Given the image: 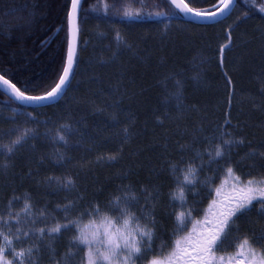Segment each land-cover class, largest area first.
Wrapping results in <instances>:
<instances>
[{"label": "trees", "instance_id": "trees-1", "mask_svg": "<svg viewBox=\"0 0 264 264\" xmlns=\"http://www.w3.org/2000/svg\"><path fill=\"white\" fill-rule=\"evenodd\" d=\"M185 2L209 12L218 4ZM262 6L264 0H237L226 20L204 25L172 16L169 0H83L78 64L67 95L55 105L27 108L0 91V212L15 194L14 212L28 204L44 214L49 226L54 220L65 223L67 204H76L70 209L78 216L82 205L103 206L130 189L138 205L167 229L166 240L172 227L169 162L179 160L182 145L185 159L194 156V149L203 151L202 136L224 124L230 90L225 73L236 89L232 127L225 128L244 140L233 147L231 158L241 171H256L264 151ZM69 7L70 0H0V74L29 94H43L65 57ZM29 12L34 13L30 30L15 27ZM4 24L13 27L5 33ZM62 125H71V132ZM17 128L34 129L36 138L7 154L3 145L19 133H5ZM58 131L66 145L56 139ZM118 152V159H108ZM47 180H57L62 188L45 186ZM144 190L152 196L150 203ZM238 227L222 252H234L249 230L259 235L264 220L253 210ZM53 240L54 262L63 264L73 236L62 231Z\"/></svg>", "mask_w": 264, "mask_h": 264}, {"label": "snow or ice", "instance_id": "snow-or-ice-1", "mask_svg": "<svg viewBox=\"0 0 264 264\" xmlns=\"http://www.w3.org/2000/svg\"><path fill=\"white\" fill-rule=\"evenodd\" d=\"M81 3L82 0H70V7L66 10L65 57L60 72L43 94H29L27 89L18 87L11 77L0 74V87L10 92L21 104L45 105L48 101L67 95L78 64ZM169 3L174 9L172 16L181 14L217 23L226 20L234 7V0H218L211 12L192 7L185 0H169ZM4 7L9 5L5 4ZM259 10L264 13V6ZM33 15V12H29L25 23L15 27L30 30ZM244 16L247 17L248 13L245 12ZM12 27L4 24L3 31L7 33ZM223 51L224 48H221V54ZM261 56L264 57V47ZM225 75L226 85L230 90L226 98L228 114L224 124L214 127L210 134L202 136L205 145L203 151L194 149V156L185 159V146L182 145L179 160L175 163L169 162L170 174L180 188V193L177 202L175 192H169L172 227L166 240L162 233L167 229L158 226L159 221L154 213L143 215L136 211L139 197L130 196V189L123 190L122 195L110 198L103 206L99 202L82 205L79 215L71 220L68 219V212L76 204H67L63 208L66 223L54 220V226L50 229L41 227L35 215L28 216L25 220L20 213L14 212L12 203L19 197L13 194L5 210L0 212V238L3 241L0 243V264H29L28 258L32 249L21 247L18 251L14 241L23 243L29 237L39 240L44 238L46 232L51 236L73 228L77 233L74 236L75 243L82 246L81 251L86 249V260H82L81 264H264V230L259 235L249 230V234L236 243L234 252H222L230 233L240 230L238 222L241 218L256 210L259 218L264 220V151L259 153L261 162L256 171H241L237 162L232 160L233 147L243 144L244 140L234 139L233 134L225 128L232 127L231 108L236 96L234 80L227 73ZM177 84L180 85V82L177 81ZM181 89L182 85L177 90V97L181 95ZM260 93L264 96V86L260 88ZM61 128L65 133L72 130L71 125H62ZM17 132L19 134L15 135V139L3 145L7 154H12L29 138H36L35 130L28 128L22 131L18 128L10 129L5 135ZM56 139L67 144L65 135L59 131ZM118 158L119 152L108 157L110 161ZM197 160L200 163L197 164ZM213 165L218 166L220 174H226L232 180L227 191L216 185L219 176L213 172ZM206 168L213 173L212 176H201ZM177 173L179 176L175 175ZM224 183L227 184L228 181L225 180ZM68 185L72 186L71 180ZM201 187L203 191L195 193L196 197H200L199 201L190 204L184 190L191 191ZM205 202L206 208L203 207ZM28 208L29 205L25 204L26 212ZM177 208L181 210L177 212ZM43 215L40 214L41 217ZM84 218L88 219V224L81 226ZM157 240L160 241L159 247L156 246Z\"/></svg>", "mask_w": 264, "mask_h": 264}, {"label": "rangeland", "instance_id": "rangeland-1", "mask_svg": "<svg viewBox=\"0 0 264 264\" xmlns=\"http://www.w3.org/2000/svg\"><path fill=\"white\" fill-rule=\"evenodd\" d=\"M95 35H98L96 32H94ZM207 161V158H205V162ZM213 169H215V173L219 176V185L223 188L224 191L228 190L229 185L232 183V180L230 178L227 177L226 174H220L218 171V166L217 165H213L212 166ZM207 170V168L205 169ZM205 176H212L213 173H209V171L205 172ZM169 175H170V183H171V190L172 192H175V194L177 195V202H179V193H180V188L175 184V181L173 179V175L170 174L169 171ZM177 176H179V174H175ZM201 176L203 177V173L201 174ZM180 179L182 180V176L180 177ZM227 180L228 183L225 184L224 181ZM46 185L45 186H52L55 187L56 189L58 188H62V186L60 187V183H58L57 180H47L45 181ZM62 185V184H61ZM59 186V187H58ZM63 187H66L65 185ZM186 192L187 198H188V202L190 204L195 203L197 201H199L200 197H196L195 193L197 191H203L202 187L200 189H194V190H184ZM143 195H145L146 198V203H150V197L152 196H146L147 191L144 190V192H142ZM130 195V194H129ZM131 196V195H130ZM167 197H168V202H167V206L169 207V193H167ZM195 197V199H194ZM144 202V199L142 201V203ZM141 203V204H142ZM146 206V205H144ZM140 208H142L140 210ZM170 212L172 211V209L169 207ZM72 209L69 210L68 212V219H74L76 217V214H72ZM180 208H177L176 211H180ZM186 210V209H184ZM136 211L140 214L143 215H148L149 211L147 209V211L144 209L143 205L139 206L138 204L136 205ZM19 213L21 214V217L24 218L25 220L27 219L28 216H32L35 215L38 219H39V224L41 227H45L46 229H50L52 226H54V224H50L48 226L47 221L45 219V217H41L40 215H38L35 210L29 205V208L27 209V212L25 211V206L19 211ZM66 223V221H65ZM88 224V219L84 218L81 226ZM67 235L73 236V241H72V246H71V250L64 256V261L62 262L63 264H81L82 260H86V249L84 251H81L82 246L77 245L74 241V236L77 234L75 229H71L69 231H66ZM58 234H52L51 236L47 235V232L44 236L43 239H33L32 237L27 238L26 240L23 241V243L20 242H16L14 241V245L16 246L17 250L19 251L21 247H23L24 249H28L31 248L32 249V253L31 256L28 258L29 259V264H56L54 262V251H53V243H54V237H56ZM2 238H0V243H2ZM49 258L48 262L47 259Z\"/></svg>", "mask_w": 264, "mask_h": 264}, {"label": "water", "instance_id": "water-1", "mask_svg": "<svg viewBox=\"0 0 264 264\" xmlns=\"http://www.w3.org/2000/svg\"><path fill=\"white\" fill-rule=\"evenodd\" d=\"M236 4H237V0H234V7H233V9L230 11V14H231V13L233 12V10L235 9ZM82 6H83V0H82V3H81V10H82ZM80 14H81V11H80ZM230 14H229V15H230ZM180 15H181V14H180ZM229 15H228V16H229ZM181 16L183 17V19H184L185 21L190 22V23H195V24H204V25H207V24H214V23H217V22L212 21V20H200V19H196V18H194V17H192V16H183V15H181ZM79 40H80V32H79V36H78V51H79ZM75 69H76V68H75ZM0 91L3 92L5 95L9 96L11 99L15 100V98L12 97L11 93L8 92V91H6L4 88L0 87ZM62 97H63V95H62ZM62 97L58 98V99L55 100V101H48V102H46L45 105L21 104L19 101H17V100H15V101L19 102L21 105H23L24 107H27V108H41V107H47V106H51V105H55V104H57V103L61 100Z\"/></svg>", "mask_w": 264, "mask_h": 264}]
</instances>
